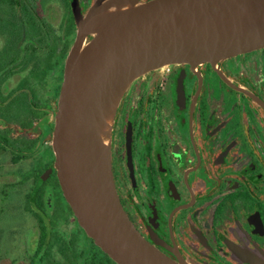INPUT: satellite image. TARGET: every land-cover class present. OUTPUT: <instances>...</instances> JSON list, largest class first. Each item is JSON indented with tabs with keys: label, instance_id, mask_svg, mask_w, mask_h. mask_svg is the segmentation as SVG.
Here are the masks:
<instances>
[{
	"label": "flooded vegetation",
	"instance_id": "obj_1",
	"mask_svg": "<svg viewBox=\"0 0 264 264\" xmlns=\"http://www.w3.org/2000/svg\"><path fill=\"white\" fill-rule=\"evenodd\" d=\"M94 1L52 0L42 8L39 0H1L0 60L14 45L43 43L34 29L15 25L16 16L37 18L49 51L38 53L46 63L35 71L0 69V175L15 172L0 182L27 190L36 209L18 264H117L78 224L52 141L75 10L86 15ZM111 150L124 211L166 256L183 264H264V48L140 76L119 106Z\"/></svg>",
	"mask_w": 264,
	"mask_h": 264
},
{
	"label": "water",
	"instance_id": "obj_2",
	"mask_svg": "<svg viewBox=\"0 0 264 264\" xmlns=\"http://www.w3.org/2000/svg\"><path fill=\"white\" fill-rule=\"evenodd\" d=\"M75 16L52 133L63 195L115 263L183 264L150 244L123 209L112 169L116 115L130 85L152 70L264 48V0H95Z\"/></svg>",
	"mask_w": 264,
	"mask_h": 264
},
{
	"label": "rangeland",
	"instance_id": "obj_3",
	"mask_svg": "<svg viewBox=\"0 0 264 264\" xmlns=\"http://www.w3.org/2000/svg\"><path fill=\"white\" fill-rule=\"evenodd\" d=\"M39 1L42 8H47L52 0ZM11 173L15 172L4 170L0 177L13 175ZM15 177L21 180L22 175L16 173ZM26 192L27 190L16 183L7 182V180L0 182V264H18L17 261L22 259V248L32 238L34 222L29 210L36 211V209H33L26 200ZM61 207L63 206L57 203V213L61 219L58 221L60 230L63 229L64 224L61 217L64 213Z\"/></svg>",
	"mask_w": 264,
	"mask_h": 264
},
{
	"label": "trees",
	"instance_id": "obj_4",
	"mask_svg": "<svg viewBox=\"0 0 264 264\" xmlns=\"http://www.w3.org/2000/svg\"><path fill=\"white\" fill-rule=\"evenodd\" d=\"M0 6H1V0H0ZM11 8H12L13 13L16 12L17 7L13 3L11 4ZM0 9L2 8L0 7ZM36 19L37 18L34 19L33 17L28 19V16L26 15L24 19H18V17L16 16V18H14L13 21L17 23L15 25H27L29 29H34V31H36V33L38 34L40 39L43 41V43L41 45H36V44H31V45H26V46L17 45L16 47L14 45L13 47L7 48L9 49V52H8L9 59L7 61L0 60V69L13 70V69H16L18 66L19 70H31L30 72H32L37 69V66L39 63L41 67H43V64L46 63L44 59L42 60V57L38 56V53L40 51H43L46 49L45 48L46 35H44L43 33L42 25H36L39 23ZM2 21H3V18L0 17V25ZM1 57L2 56H0V59ZM104 256L108 259L109 262L114 263L107 255L104 254Z\"/></svg>",
	"mask_w": 264,
	"mask_h": 264
}]
</instances>
